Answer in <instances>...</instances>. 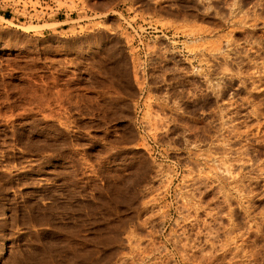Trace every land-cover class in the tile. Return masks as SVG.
I'll list each match as a JSON object with an SVG mask.
<instances>
[{
    "label": "rangeland",
    "instance_id": "374dc122",
    "mask_svg": "<svg viewBox=\"0 0 264 264\" xmlns=\"http://www.w3.org/2000/svg\"><path fill=\"white\" fill-rule=\"evenodd\" d=\"M0 13V264H264V0Z\"/></svg>",
    "mask_w": 264,
    "mask_h": 264
},
{
    "label": "crops",
    "instance_id": "0c3cea01",
    "mask_svg": "<svg viewBox=\"0 0 264 264\" xmlns=\"http://www.w3.org/2000/svg\"><path fill=\"white\" fill-rule=\"evenodd\" d=\"M3 16L5 17V15ZM47 24H54L55 26L53 28H55V30L64 31L67 29L68 25L70 24V21L67 16L64 17L63 15L60 14L52 19H48ZM47 29H52V27H47Z\"/></svg>",
    "mask_w": 264,
    "mask_h": 264
},
{
    "label": "bare ground",
    "instance_id": "6f19581e",
    "mask_svg": "<svg viewBox=\"0 0 264 264\" xmlns=\"http://www.w3.org/2000/svg\"><path fill=\"white\" fill-rule=\"evenodd\" d=\"M219 11H220V9H219ZM237 13H238V12H237ZM230 14H231V13H230ZM230 14H229V15H230ZM233 18H234V17H233ZM240 18H241V16H240ZM242 18H243V17H242ZM234 19H236V17H235ZM238 19H239V18H238ZM244 22H245V21H244ZM230 23H231V22H230ZM199 40H200V39H199ZM199 40H198V41H199ZM199 46H200V45H199ZM193 47H194V46H193ZM191 52H192V51H191ZM258 144H259V143H258ZM261 144H262V143H261ZM262 146H263V144H262ZM258 147H259V146H258ZM263 147H264V146H263ZM257 152H258V151H257ZM259 153H260V152H259ZM257 154H258V153H257ZM252 166H253V165H252ZM255 169H256V168H255ZM251 179H252V178H251ZM237 187H238V186H237ZM236 190H237V189H236ZM237 191H238V190H237ZM241 191H242V189H241ZM241 191H240V192H241ZM229 232H231V231H229ZM231 247H232V246H231Z\"/></svg>",
    "mask_w": 264,
    "mask_h": 264
}]
</instances>
